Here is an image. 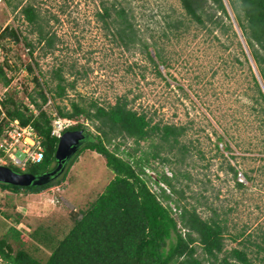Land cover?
Returning a JSON list of instances; mask_svg holds the SVG:
<instances>
[{"label":"rangeland","instance_id":"obj_1","mask_svg":"<svg viewBox=\"0 0 264 264\" xmlns=\"http://www.w3.org/2000/svg\"><path fill=\"white\" fill-rule=\"evenodd\" d=\"M11 1L5 0L3 7H0V32L6 25L18 28L23 42L15 41L10 36L2 40L0 38L3 52L0 64L5 62L7 66V74L11 77L9 92L13 93L17 101H31L30 94L36 89L35 77L40 76L53 87V71L61 66L68 80L74 81L75 85L69 88L63 98L56 101L52 99L55 108L56 105L69 108L74 100L114 104L120 97L127 96L131 106L147 112L154 122L187 125L188 131L183 140L191 144L193 157L189 160L191 165L188 169L193 179L181 177L179 185L185 187L187 182L191 183V189H186L188 201H198V210L203 216L209 217L213 214L212 209L199 203V200L204 201L202 194L207 196L219 218L226 219L229 230L226 235L227 248L243 246L244 235L237 241H233L231 235L244 229L245 237L252 234L250 238L253 241L262 239L264 123L262 113L252 101L255 93L252 72L263 90L264 82L229 6L230 22L238 36L231 32L222 35L218 30L213 33L192 25L177 37L161 38L170 67L161 65L160 75L144 54L125 50L98 20L96 12L102 3L112 0H22L16 9L14 6L19 0ZM31 1L39 6L42 14L50 18L48 28L57 33V49L52 52L45 53L44 44L38 42L37 33L32 32L21 12L22 6ZM127 1L135 11L137 22L143 27H154L171 10H176L178 14L184 12L179 0ZM153 33L161 35L159 29ZM26 39L35 45L33 55L26 53ZM244 49L249 54L252 71L245 61ZM151 52L156 57L153 49ZM29 64H33V72L27 68ZM77 121L85 123L93 135L97 133L92 123L83 116ZM220 136L223 137L221 141ZM149 142L141 143L143 150L149 149ZM227 144L229 149L226 148ZM113 147L114 144L110 145L111 149ZM133 147L134 142L129 139L122 150H132ZM151 163L158 171L172 175L170 165L162 163L160 159H151ZM229 165L243 176L237 173L235 178ZM56 169L58 171V166ZM146 171L152 176L150 186L158 191L159 187L155 183V179L159 180L158 172L150 167ZM113 177L114 173L107 166L103 155L84 150L67 172V179L50 188L51 195L46 197L48 199L41 198L47 205L38 211L37 218L40 220L37 219L35 225L30 222L31 219L25 218L26 223L34 228L38 223L49 225L51 229L55 227L59 229L61 237L72 225L73 213L80 216V211L88 208ZM49 178L46 174L44 180ZM237 182H242L244 186L240 187ZM161 185L170 192L166 184ZM1 201L0 198V204ZM25 212V217L32 213L29 208ZM3 219L0 215V237L6 226ZM23 230L26 235H30L29 230ZM252 257L256 264H262L260 254L254 253ZM0 264L8 263L0 259Z\"/></svg>","mask_w":264,"mask_h":264},{"label":"trees","instance_id":"obj_2","mask_svg":"<svg viewBox=\"0 0 264 264\" xmlns=\"http://www.w3.org/2000/svg\"><path fill=\"white\" fill-rule=\"evenodd\" d=\"M21 1L14 6L15 9ZM179 1L184 10L182 14L176 10L166 12L151 28L137 22L135 11L127 0L103 2L96 15L120 46L144 54L162 75L159 67L169 68L170 64L161 38L177 37L192 25L213 33L218 30L222 35L231 32L238 36L230 22L229 6L264 82V0ZM9 2L12 3L11 0ZM21 12L32 32L37 33L38 42L44 44L45 53L56 50L59 40L57 33L48 28L50 18L42 14L39 6L31 1L22 6ZM156 29H159L160 36L153 33ZM9 36L23 42L18 28L6 26L0 32L1 40ZM26 44L33 55L35 45L28 40ZM238 44L243 45L241 41ZM242 51L252 71L249 54L245 49ZM33 64L27 66L31 72L34 71ZM252 74L255 87L252 101L262 113L264 123V90L256 75ZM52 76L53 87L40 76L34 78L36 89L30 94V100L39 110L37 116L26 104L17 101L11 92L4 102L10 118L19 119L22 125L33 124L42 136L45 148L42 162L30 165L25 171L12 166L18 172L43 174L58 166L55 154L59 138L51 134L52 117L43 106L49 97L56 101L66 96L75 82L68 80L61 66L53 71ZM10 82L11 77L4 62L0 64V85L6 86ZM56 109L63 118L77 121L83 116L92 123L97 133L93 135L85 123L77 121L67 130L85 129L90 137L67 162L61 174L43 184L23 187L0 182V187L30 193L48 190L67 179V172L87 149L105 157L114 177L88 208L80 211V216L73 213L74 221L61 237L59 229H51L49 225H38L30 235L9 226L0 237L1 260L8 264H256L252 257L256 253L261 255L260 261L264 264V235L260 241H253L250 238L252 234L245 237L244 229L231 235L233 241L244 235L243 246L227 248L226 235L229 230L226 219L219 218L205 194H202L204 201L199 200V203L206 204L213 214L203 216L198 210V201H188L186 189H191V183L187 182L185 187L179 185L181 177L193 179L188 169L191 165L189 160L193 157L191 144L183 140L188 131L187 125L154 122L147 112L131 106L127 96L108 105L97 100L88 103L74 100L69 108L56 105ZM129 139L133 140L134 147L132 150H122ZM219 140H223V137L220 136ZM144 141H150L148 150H143L141 146ZM112 144L113 149L110 148ZM217 147L220 148L219 144ZM226 148H230L229 144ZM151 159H160L162 163L170 165L172 175L158 171ZM54 163L56 166H53ZM147 167L158 172L159 180L155 179L158 191L150 186L152 176L146 171ZM229 170L237 178V169L229 165ZM162 183L169 187L170 192ZM237 185L244 186L242 182H237Z\"/></svg>","mask_w":264,"mask_h":264},{"label":"built area","instance_id":"obj_3","mask_svg":"<svg viewBox=\"0 0 264 264\" xmlns=\"http://www.w3.org/2000/svg\"><path fill=\"white\" fill-rule=\"evenodd\" d=\"M5 0H0V7H3ZM7 26V25H6ZM25 48V47H24ZM29 48L26 47V53ZM0 48V55H2ZM10 91V84L0 85V165L16 167L21 171H25L30 165L43 161L45 157V148L42 142V136L38 133L33 124L22 125L17 118H10L7 115L4 102ZM26 104L30 110L38 115L39 110L30 101ZM48 114L52 117L53 136L60 138L63 133L77 121L61 117L57 109L53 106V101L49 97L43 106ZM238 175L243 176L240 172Z\"/></svg>","mask_w":264,"mask_h":264},{"label":"water","instance_id":"obj_4","mask_svg":"<svg viewBox=\"0 0 264 264\" xmlns=\"http://www.w3.org/2000/svg\"><path fill=\"white\" fill-rule=\"evenodd\" d=\"M87 138L88 136L85 129L66 130L59 138L55 154L58 163V171L55 168L50 172L35 174L32 172H18L10 166L0 165V182L23 187L48 182L54 178V176L63 172L67 162L77 152ZM46 174L50 178L44 180Z\"/></svg>","mask_w":264,"mask_h":264},{"label":"crops","instance_id":"obj_5","mask_svg":"<svg viewBox=\"0 0 264 264\" xmlns=\"http://www.w3.org/2000/svg\"><path fill=\"white\" fill-rule=\"evenodd\" d=\"M49 191L50 189L44 190L39 193H30L23 190L15 191L13 189H4L0 187V198L2 200L0 204V211L2 212V214L0 215L2 218H4L3 220L6 224L5 228L3 229L2 235L6 233L9 226H15L17 229L22 231H24L23 229L26 228L30 231L31 234L35 228L31 224H27L25 218L31 219L30 222L32 224L35 223L37 219L38 221L40 220V218H37L38 211H42L43 207L47 205L45 200H41V198L50 197L51 194L49 193ZM28 208L32 213L28 215L29 217H25V209ZM4 214L5 216H3ZM39 214L41 213L39 212ZM38 224L41 225L40 223Z\"/></svg>","mask_w":264,"mask_h":264},{"label":"flooded vegetation","instance_id":"obj_6","mask_svg":"<svg viewBox=\"0 0 264 264\" xmlns=\"http://www.w3.org/2000/svg\"><path fill=\"white\" fill-rule=\"evenodd\" d=\"M86 133H87V132H86ZM87 136H88V137H90V134H89V133H87Z\"/></svg>","mask_w":264,"mask_h":264}]
</instances>
